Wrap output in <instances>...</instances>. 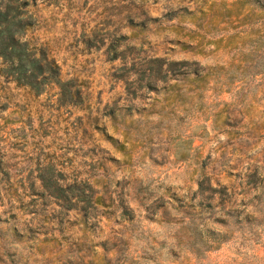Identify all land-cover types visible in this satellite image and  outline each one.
Listing matches in <instances>:
<instances>
[{
  "label": "rangeland",
  "instance_id": "rangeland-1",
  "mask_svg": "<svg viewBox=\"0 0 264 264\" xmlns=\"http://www.w3.org/2000/svg\"><path fill=\"white\" fill-rule=\"evenodd\" d=\"M68 91L0 74V264H264V0H27Z\"/></svg>",
  "mask_w": 264,
  "mask_h": 264
},
{
  "label": "trees",
  "instance_id": "trees-1",
  "mask_svg": "<svg viewBox=\"0 0 264 264\" xmlns=\"http://www.w3.org/2000/svg\"><path fill=\"white\" fill-rule=\"evenodd\" d=\"M26 4L27 0H0V74L35 93L53 84L63 94L68 80L60 78L55 59L24 36L32 23L23 8ZM238 60L241 75L264 76V38L257 34Z\"/></svg>",
  "mask_w": 264,
  "mask_h": 264
}]
</instances>
